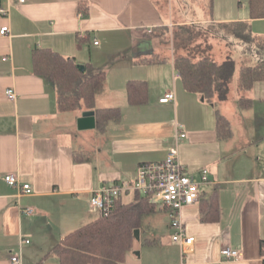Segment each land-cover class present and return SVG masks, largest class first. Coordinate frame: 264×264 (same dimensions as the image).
<instances>
[{
  "label": "crops",
  "instance_id": "1",
  "mask_svg": "<svg viewBox=\"0 0 264 264\" xmlns=\"http://www.w3.org/2000/svg\"><path fill=\"white\" fill-rule=\"evenodd\" d=\"M80 3L86 4L85 12ZM249 20L252 31L264 35V18ZM171 23L155 0H0V27L8 26V33L0 35V264H10L20 238L29 240L22 245V264H61L50 249L97 215L89 210L92 190L132 182L140 163L163 160L176 144L177 124L185 133L177 143L178 160L196 176L202 167L208 171L198 199L180 210L194 242L182 254L172 241L150 233L139 251L133 243L123 264H264V80L253 83L244 112L236 108L238 99L230 112L221 109L226 100H218L231 130L227 137L216 134L215 109L208 117L179 119L184 105L202 106L205 100L183 87L172 56L136 61L154 51V32ZM36 47L51 48L78 64L108 66L95 105L118 106L119 119L102 130L78 129L81 112L59 111L53 87L34 72ZM128 79L146 82V102H127ZM9 87L14 100L5 96ZM168 90L174 91V101L159 102ZM8 172L31 191L19 193L8 185L3 178ZM134 195L128 191L118 200L129 202ZM214 195L216 214L202 218ZM225 245L238 249L241 259L225 258L220 252Z\"/></svg>",
  "mask_w": 264,
  "mask_h": 264
},
{
  "label": "trees",
  "instance_id": "2",
  "mask_svg": "<svg viewBox=\"0 0 264 264\" xmlns=\"http://www.w3.org/2000/svg\"><path fill=\"white\" fill-rule=\"evenodd\" d=\"M213 0H207L212 12ZM249 19L264 18V0L247 1ZM85 12L86 4L80 3ZM211 16V15H210ZM249 19L221 21L222 38L229 37L241 45V52L251 56L253 63L241 64L238 69L237 88L243 93L238 106L246 108L250 103L249 90L255 81L264 80V35L255 34ZM159 30V31H158ZM169 32L168 26L160 27L154 35ZM172 40V64L183 87L199 94L204 100H224L228 82L234 70L231 59L217 61L202 54L196 59L187 55H174L175 39L179 36L188 49V42L199 34L191 26L178 24L170 30ZM230 41V40H229ZM231 42V41H230ZM32 67L36 74L48 81L55 91L56 107L59 111L94 110L95 127L102 130L111 121L120 117L118 106H96L95 98L102 91L105 70L84 64L80 69L73 57L63 56L48 47H36L31 53ZM164 60L152 51L136 61L155 63ZM126 100L130 104L147 101V85L142 79H128L125 83ZM215 130L218 137H227L230 127L227 118L215 108ZM129 202L115 200L106 214H97L90 221L64 234L50 249L61 264H123L127 252L132 249L134 229H139L144 214L155 210L154 203L145 194L134 191ZM202 218H211L217 212L215 195L205 207Z\"/></svg>",
  "mask_w": 264,
  "mask_h": 264
},
{
  "label": "rangeland",
  "instance_id": "3",
  "mask_svg": "<svg viewBox=\"0 0 264 264\" xmlns=\"http://www.w3.org/2000/svg\"><path fill=\"white\" fill-rule=\"evenodd\" d=\"M160 6V11L165 12L172 20L171 25H168L169 32L178 24H185L191 26L193 31L198 30L199 34L195 35L188 42V49L179 38L174 40V55H187L191 53V57L196 59L202 54L210 55L217 61L231 59L234 64V70L228 82V91L226 95V104L230 112L232 102L238 99L243 93L237 88L238 69L241 64L253 63L254 59L251 56L245 55L241 52V45L229 39V37L222 38V30L219 29L218 23L213 21L212 17L221 19L228 16H233L237 19H249V11L247 6L248 0H213L212 12L209 11L207 0H155ZM190 20H196L197 23H191ZM187 22V23H185ZM159 34L155 37L157 39L154 52L161 57L173 56L172 40L170 33ZM159 40V42H158ZM231 42H230V41ZM108 67V66H107ZM106 66L102 67L108 71ZM111 76H116L115 69H110ZM204 108L200 105L183 106L179 109V119L193 120L194 118L208 117L214 109L217 108L218 99L212 102L206 101L202 103ZM238 110L246 111L245 109L236 106ZM228 112V113H229ZM212 116V115H211ZM235 121V120H234ZM236 130V129H235ZM169 215L167 210L155 209L152 213L145 214L142 217V224L140 228V237L135 240V251H139L144 244V238L150 237V233L162 242L171 241L172 229L169 226Z\"/></svg>",
  "mask_w": 264,
  "mask_h": 264
},
{
  "label": "built area",
  "instance_id": "4",
  "mask_svg": "<svg viewBox=\"0 0 264 264\" xmlns=\"http://www.w3.org/2000/svg\"><path fill=\"white\" fill-rule=\"evenodd\" d=\"M22 2L24 0H17ZM3 10V9H2ZM171 25V24H170ZM149 29L148 32H151ZM8 33V26L0 27V35ZM96 43V41H94ZM5 96L9 100L15 99L13 88H6ZM175 99L173 90L164 92L158 98L161 103L171 102ZM185 137L180 125L175 128V145L171 146L166 156L160 161L142 162L138 165L135 179L129 183H109L92 190L89 198V210L97 214H106L111 211L115 200L128 191H138L145 194L154 203L155 208L167 210L170 218L169 226L172 229L171 241L179 246L182 254L190 250L194 242V237L187 234L181 220L180 210L182 206L195 202L199 197L200 185L208 181L207 168L202 167L199 175L187 172L185 166L178 160L177 143ZM5 182L18 189L19 193H29L31 187L27 182H22L19 176L13 172L5 173ZM26 213H31L32 209H23ZM27 238H20L17 250L9 256L10 264H22V245L28 243ZM227 259H241V252L225 245L220 250Z\"/></svg>",
  "mask_w": 264,
  "mask_h": 264
},
{
  "label": "water",
  "instance_id": "5",
  "mask_svg": "<svg viewBox=\"0 0 264 264\" xmlns=\"http://www.w3.org/2000/svg\"><path fill=\"white\" fill-rule=\"evenodd\" d=\"M80 69H83V64H80ZM201 99H203L201 97ZM76 124L78 129L93 128L95 126L94 110H83L80 116L76 119ZM133 235L135 239L139 238V229H134ZM138 254V252H136Z\"/></svg>",
  "mask_w": 264,
  "mask_h": 264
}]
</instances>
